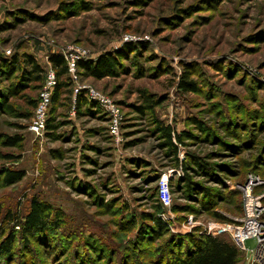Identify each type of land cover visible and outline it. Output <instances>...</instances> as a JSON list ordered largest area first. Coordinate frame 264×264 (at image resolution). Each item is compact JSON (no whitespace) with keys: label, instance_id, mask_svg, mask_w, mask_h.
Instances as JSON below:
<instances>
[{"label":"rangeland","instance_id":"obj_1","mask_svg":"<svg viewBox=\"0 0 264 264\" xmlns=\"http://www.w3.org/2000/svg\"><path fill=\"white\" fill-rule=\"evenodd\" d=\"M19 10V24L0 29V52L31 54L45 69L50 54L67 48L93 60L126 43L137 47L119 59L112 77L76 75L95 107L75 113L72 82L67 101L55 108L62 123L52 136L28 129L34 107L26 99L37 98L36 83L10 96L17 73L0 76V91L21 114L0 108V169L24 172L16 183H0L3 214H25L32 198L62 214L57 230L15 244L0 264H166L216 224L233 222L238 184L257 178L255 193L264 197V0H0V25ZM186 65L197 92L175 87ZM87 88L118 108L116 137ZM144 92L163 96L154 108L160 120L192 134L177 145V163L193 155L202 167L187 163L183 171L161 147L150 115L135 110ZM15 134L18 145L1 144ZM162 174L171 203L157 210L152 195ZM184 174L196 183L191 191ZM142 213L157 216L160 226ZM254 246V239L244 241L247 252ZM239 254L235 264H248Z\"/></svg>","mask_w":264,"mask_h":264},{"label":"trees","instance_id":"obj_2","mask_svg":"<svg viewBox=\"0 0 264 264\" xmlns=\"http://www.w3.org/2000/svg\"><path fill=\"white\" fill-rule=\"evenodd\" d=\"M20 13L24 11L10 13L12 22L9 24L0 25V29L15 27L19 24V21L23 19ZM137 45L134 43H126L118 48L113 49L111 52H104L98 55L95 59H83L75 62V73L79 78H93L101 79L103 77H112L116 75L118 71L119 59L125 55V53H131L136 50ZM49 67L53 70L55 75V84L52 89L49 106L47 109V118L45 121L44 133L45 135L52 136L53 132L61 125V121L56 120L55 108L60 100L67 101V97L70 94V87L72 81L70 80L65 67L63 58L57 53L50 54L48 58ZM16 71V80L12 82L7 93L10 96H14L18 91L27 88L30 83H36L37 89L42 83V77L44 76L45 68L39 66L31 54L23 53L21 55L12 54L11 56H5L0 52V76L6 77L10 71ZM11 71V72H12ZM175 87L181 93L185 92H197L198 86L196 80L192 78V71L189 66H183L180 70ZM64 95V96H62ZM37 99V98H36ZM36 99L27 98V103L32 108L36 103ZM142 104L135 106V110L142 114L147 112L151 117L153 129L161 139V147L166 149L174 161L175 165H179L183 171L187 168V163L203 166L198 158L193 155L189 156L188 162L177 163V145H185V139L191 138L192 134L187 130L176 132L173 127L165 124L154 114V108L160 105L164 98L163 96H152L147 93H142ZM73 107L76 114L82 111H89L91 107L95 105L87 100L83 92L78 91L73 97ZM0 108L3 110H10L16 115H21L14 108V104L7 102L6 93L0 91ZM29 114L25 118H29ZM23 117V116H22ZM228 125V124H226ZM230 130V129H229ZM22 141V137L15 135H6L1 144L3 146H16ZM8 158L11 156H7ZM158 174H154V179H157ZM24 176V172L21 170H12L7 167L0 169V183L8 186L10 184L20 181ZM182 184L185 185V189L189 188L191 191L192 186L196 185L187 174H184L182 178ZM198 185V184H197ZM183 187V188H184ZM202 192L206 191L202 187ZM154 201V208L161 210V206L156 198V187L152 195ZM264 202V197L262 198ZM238 209V208H237ZM240 213V202L237 214ZM61 212L53 209L45 203L39 202L32 198L27 212L21 216H15L11 212L3 214L2 207L0 205V257L3 255L9 256L15 244L19 242H27L28 237H34L41 234L45 230L54 231L60 227ZM212 216L218 220H224L217 212H212ZM140 218L152 223L154 228L160 226L159 218L153 214L142 213ZM229 222V221H228ZM5 223L11 224V229L7 233ZM240 258L239 250L226 234H201L195 238V241L186 248L182 253H176L170 256L166 264H235Z\"/></svg>","mask_w":264,"mask_h":264},{"label":"built area","instance_id":"obj_3","mask_svg":"<svg viewBox=\"0 0 264 264\" xmlns=\"http://www.w3.org/2000/svg\"><path fill=\"white\" fill-rule=\"evenodd\" d=\"M65 62L66 72L75 85L72 94L75 95L80 87L76 84L75 62L84 57L85 52L78 48H67L58 53ZM55 84V75L49 67L44 72L43 81L38 89L36 103L33 108L28 129L32 134L41 136L44 132L45 121L47 118V109L52 89ZM85 95L93 100L101 112L108 118V132L116 137L118 135V126L120 114L115 104L99 92L91 89L85 90ZM260 184L257 178H248L241 184L237 185L240 198V213L234 218L233 222L216 224L217 230L209 229L205 234L225 233L237 249L244 253L246 263L264 264V204L262 202V193H255V187ZM156 198L161 208L168 209L171 203V195L168 189L167 177L165 174L160 175L156 184ZM163 215L160 212L159 215ZM161 215V216H162ZM252 238L255 240L253 249L244 248V241ZM249 257V258H248Z\"/></svg>","mask_w":264,"mask_h":264},{"label":"crops","instance_id":"obj_4","mask_svg":"<svg viewBox=\"0 0 264 264\" xmlns=\"http://www.w3.org/2000/svg\"><path fill=\"white\" fill-rule=\"evenodd\" d=\"M47 65H48V63H47Z\"/></svg>","mask_w":264,"mask_h":264}]
</instances>
